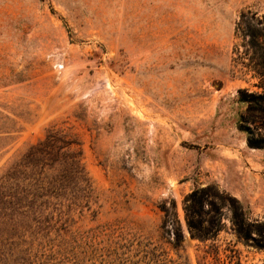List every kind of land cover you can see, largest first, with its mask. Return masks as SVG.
Segmentation results:
<instances>
[{
  "label": "rangeland",
  "instance_id": "374dc122",
  "mask_svg": "<svg viewBox=\"0 0 264 264\" xmlns=\"http://www.w3.org/2000/svg\"><path fill=\"white\" fill-rule=\"evenodd\" d=\"M263 92L264 0H0V178L55 127L92 188L0 264H264Z\"/></svg>",
  "mask_w": 264,
  "mask_h": 264
},
{
  "label": "trees",
  "instance_id": "16d2710c",
  "mask_svg": "<svg viewBox=\"0 0 264 264\" xmlns=\"http://www.w3.org/2000/svg\"><path fill=\"white\" fill-rule=\"evenodd\" d=\"M257 97L258 102L264 104V92ZM242 102L249 106L254 103L244 98ZM249 144L254 148L264 147L263 141L253 138L249 139ZM74 145L69 134L53 127L47 131L44 140L31 146L1 176L0 226L6 228L12 237L11 241L0 239V251H3L2 242L12 245V242L22 240L24 243L39 232L54 229L62 220V210L67 202L89 197L91 184L80 152L74 150ZM205 194V190H196L185 203L187 225L192 236L201 240L214 238L211 231L202 228L201 222L194 221V216L203 213ZM164 211L169 216L166 207ZM55 215L60 217L54 218ZM236 225L239 236L250 240L251 236L245 233L243 224L236 222Z\"/></svg>",
  "mask_w": 264,
  "mask_h": 264
}]
</instances>
